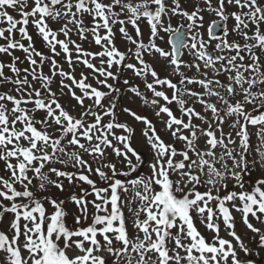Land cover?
Segmentation results:
<instances>
[{
    "label": "snow or ice",
    "instance_id": "obj_1",
    "mask_svg": "<svg viewBox=\"0 0 264 264\" xmlns=\"http://www.w3.org/2000/svg\"><path fill=\"white\" fill-rule=\"evenodd\" d=\"M205 12L218 18L207 28L208 39L201 31ZM141 21L149 26L147 42ZM53 23L61 26L54 29ZM29 24L49 54L37 50ZM116 24L134 46L126 52L114 43ZM0 25V54L11 61L0 60V85L12 86L0 91V162L8 173L0 176V223L13 214L7 231L0 230V264H228L229 258L241 264L231 241L219 236L218 221L222 218L237 241L229 204L252 232L260 229L249 215L264 223V178L250 179L257 163L264 170V0H194L191 11L181 0H0ZM161 33L170 37V50L157 44L164 40ZM84 42L100 51L85 50ZM62 54L69 70L58 62ZM157 54L167 61L169 76L162 78L145 59ZM97 59L99 67L93 63ZM131 59L136 63L127 62ZM25 62L26 67L18 66ZM80 63L100 87L84 73L76 78L74 65ZM125 69L152 96L139 85L128 91L153 109L173 141L166 143L147 116L123 109L145 126L141 134L152 150L146 175L138 171L146 159L132 144L134 129L118 120L114 101L104 103L120 91L108 80H118ZM64 95L76 101L79 114L61 104ZM85 100L91 103L86 106ZM249 126L257 128L258 161L249 159ZM117 129L122 134L116 135ZM109 148L128 171L118 172ZM132 173L136 178L127 179ZM64 179L89 186L68 198L79 212L75 228L66 222V201L37 197L32 190L51 185L64 191ZM45 200L55 209L50 216ZM193 214L213 232L211 240L198 231ZM259 240L264 244V234ZM240 247L247 251L243 243Z\"/></svg>",
    "mask_w": 264,
    "mask_h": 264
},
{
    "label": "rangeland",
    "instance_id": "obj_2",
    "mask_svg": "<svg viewBox=\"0 0 264 264\" xmlns=\"http://www.w3.org/2000/svg\"><path fill=\"white\" fill-rule=\"evenodd\" d=\"M133 2H137V0H133ZM181 4H182V6L186 10L191 11V10H193L194 0H181ZM11 14H13L14 16H17V13L14 12V11ZM203 15H204V18H205L204 19V27L207 26L209 24V22L211 23V21H213L215 18H217L214 14H209L207 12L203 13ZM17 18H19V17L17 16ZM85 24L91 25V18L90 17H86L85 18ZM172 24L176 26L178 24V20L176 18H173ZM56 25L58 26V28L61 26L60 24H56ZM52 26H55V24H52ZM139 26H140L141 31H142V34H143V39H144L145 42H147L148 39H149V26L147 25V23L145 21H141L140 24H139ZM230 26L232 27V21L231 20H230ZM126 27H127L128 32L131 35L135 36V31H134L133 27L130 24L127 25ZM204 27L202 28V30H203V33L205 34ZM119 28H120V25L119 24H116L115 27H114V32H115V40H114V43H115L116 47L120 51L126 52L129 47H134V46L130 45L127 41H125L122 38V35L119 33ZM161 35H164V34L161 33ZM72 39L76 40L77 43L80 42L76 35H73L72 36ZM169 39H170V37L168 35H164V40L163 41L157 40L156 42H157V44L160 47H163L165 49L170 50ZM229 39H232V37L229 36ZM90 40H91V37L89 36V41ZM82 47L85 50L92 51V52L100 51V48L98 46H96L94 43L84 42L82 44ZM16 56H19V55H16ZM73 58L75 59V56ZM21 59H23V58H21ZM145 59L149 63H151L152 67L155 68V70L158 72V74L162 78L163 77H166V76H169V73L171 72V69L167 66V61L164 60L163 58L159 57L158 54L155 57H153V56H147L146 55L145 56ZM185 59L186 60L188 59L187 54H186ZM0 60H3L6 63H8V62L10 63L11 62L10 61V58L7 57V56H5V55H3V54H0ZM61 60H62V63L65 62L64 61V57L60 58V61ZM127 62L136 63V61L134 59L128 60ZM93 63H95L96 66L99 67V59L93 61ZM18 66H20V67H26L27 66V63L25 62L24 64L18 65ZM112 70L114 72L117 71V69L115 67ZM5 71H7V69ZM194 71H195V69H193L191 72H188V75H192ZM81 73H84V75H86V76L89 77L88 82L91 83L93 86L100 87L99 85H97L96 80L92 78L91 70L87 69L82 63L74 65V72H73V74L76 76L77 79H80ZM121 76H122L121 77L122 78V80H121L122 82H121V87L120 88H122L121 93L124 94V98L123 99H124V102H125V108L131 109V111L136 112L138 115H145V116H147L153 122V124H155L156 129H157V132L161 135V137L165 140V142L166 143H173V141H172L171 137L168 135V133H166V132L163 131L164 125L154 115L153 109L151 107L147 106V105H144L143 102H142V100L139 97L135 96L133 93H131V92L128 91V88L131 85H139L141 92H144L149 98H151L152 94L150 92H147L145 90V88L143 86V83H142V80L140 78H137L136 76H134V74H133V72L131 70H127V69L123 70ZM174 79H179V78L178 77H175ZM118 80L109 79L108 80V83H111V84L115 85V83H118ZM124 80H128L129 81V85H125L123 83ZM149 80H151V77H149ZM66 82H68V81H66ZM101 90L108 91V89H106V88H102ZM76 91H77V94H80L78 89H76ZM65 92H66V89H65ZM115 95H116V93L110 94L109 97L107 98V100L105 101V104L107 105L109 102H112V100L110 99V97H112V96L115 97ZM66 96H67V99H69L72 107L74 108L73 111H77L79 113L81 111V109L76 104V101L74 99H72L71 97H69L68 95H66ZM90 103H91L90 101L85 100V105L86 106L88 104H90ZM173 107H175V106H173ZM196 108H197L198 111L201 110L199 105H196ZM107 119L108 118H105V120H107ZM164 119H167V117H164ZM120 120L122 122L127 123L128 125H130L134 129V135H133V139H132L133 146L135 148H137V150H139L140 153L143 156L145 154H149V156H150V158L146 160V163H145L144 168L143 169L140 168V172H139L141 175H146L149 172V169L147 167V162L148 161H151V159H152V150L149 147V145L146 143L144 137L141 134V130L145 126H144L143 123L136 121L132 116H130L125 111H123L121 113ZM194 122L197 123V124L200 123V121H198V120H196ZM224 130H225V132H228L229 131V128H228L227 124L224 126ZM115 132H116V135L122 134L121 133V130H119V129L115 130ZM256 132H257V128H254L253 126L249 128L250 142H251V145H252V155L250 156V159H257V161H258L259 158L256 156V153H255V148H256V146L258 144V139H257ZM114 143H115V141H114ZM202 143H203V141H201V144ZM176 147L177 148L180 147L179 142H176ZM107 152L109 154V157H110L111 161L112 162H115L117 164V170H118V172L128 171L127 165L126 164H121L119 162L118 158H116L112 154L111 148L107 149ZM84 158L86 160H89V162H91V157H89L87 155H84ZM177 159H180V157H177ZM133 162L135 163L134 158H133ZM55 167L62 168V166L59 165V164H57ZM95 167H96V165L93 163V168H95ZM256 169H257V171L259 173L258 175H262L264 177V170L261 169L259 163H257ZM1 170H4V166H2L1 163H0V176L3 173V171H1ZM64 170L73 171V169H71V168L64 169ZM105 171H107V169H105ZM91 178L93 180H95V181H98V182L103 183L102 181L99 180V178L95 174H93L91 176ZM51 179L55 180L56 177L53 175V176H51ZM36 183L37 182L34 181V184H36ZM63 184H64V194L63 195L73 194V193H79L81 187L84 188V187H87L88 186L87 184L79 185L78 182H77V184L70 185L66 179L63 180ZM34 189L37 192H39V193L42 194V192L41 191H38L37 188H34ZM49 191L51 193H53L54 195H57L60 192L59 189H57L56 187L51 186V185H49L47 187V190L46 191H43V192H49ZM129 195H131V192L129 193ZM5 202L8 203V201H5ZM45 207L46 208H50L49 204L45 205ZM132 207L135 208L136 205L133 204ZM88 210H89L88 223H90L91 222V219H92V214L94 212V209L92 208V205L88 206ZM125 212H127V209H125ZM70 218H72V217H69V219ZM12 219H13V214H11V216L8 217V218H4L3 219V222L0 223V230L7 231L8 224H9V222ZM250 221L253 223V225L255 227H257V228L260 229V232L259 233L252 232L251 230H249L245 226V224L242 223V220H240V222H238V226H237V227L240 226L239 227L240 237L243 238V241L248 245V248H250V250L253 251V253L258 252L257 249H262V250H259V252H260L259 254L263 255L264 254V245L261 246V244H260L258 246V244L260 242L259 236L261 234H264V223H260L258 221H256V223H254L253 219H251ZM21 223H23V221ZM128 227H129V229L131 231V227H132L131 224H129ZM222 236L223 237H226L225 239L230 240L234 244V249L235 250H238V251L243 250L240 247V244L238 243V241L235 240V238H232L230 236V232L226 229L225 226L223 227ZM206 238L208 240H210L207 236H206ZM228 264H232L231 258H229Z\"/></svg>",
    "mask_w": 264,
    "mask_h": 264
},
{
    "label": "trees",
    "instance_id": "obj_3",
    "mask_svg": "<svg viewBox=\"0 0 264 264\" xmlns=\"http://www.w3.org/2000/svg\"><path fill=\"white\" fill-rule=\"evenodd\" d=\"M53 24H55V26H52V24H51V27H53L54 29H58V26L56 25V23H53ZM0 26H3V25H0ZM28 30H29V33L30 34H32L33 35V41H34V45H35V47L37 48V50H39V51H41V52H44L45 54H49L48 53V49H47V47L45 46V43L42 41V39L39 37V36H37L36 35V30L34 29V27L31 25V24H29V26H28ZM61 39L63 38L62 36L60 37ZM0 43H3V41H0ZM25 43H27V41H25ZM59 50V49H58ZM15 55H19V57L20 58H24V53L22 52V51H16L15 53H14ZM63 57V54L60 56V57H58L57 59H58V62L60 63V64H62V66H63V68L65 69V70H69V65L67 64V63H62V60L60 61V58H62ZM9 63V62H8ZM27 63V62H26ZM44 71L47 73L48 71H49V69H48V66L46 65L45 66V68H44ZM7 72V71H6ZM121 75H122V73H121ZM120 75V77H119V80H118V83H115V85L114 86H116V87H118L119 89H120V91H118V92H114V93H116V95H115V97L114 96H112V97H110V99L112 100V102L114 101L115 103H116V113H117V117H118V120L120 121V122H122L121 120H120V116H121V113L123 112V109L125 108V102H124V94L123 93H121V90H122V88H120L121 87V80H122V76ZM59 77H56V82L53 84V89L55 90L56 88H57V86H58V84H59ZM12 86L10 85V84H5V85H0V91H8L10 88H11ZM66 92H67V89H66ZM58 95H59V92L57 93ZM111 94H113V93H111ZM70 97V96H69ZM106 101V100H105ZM60 102H61V104L62 105H64L69 111H71V112H73V114H79L77 111H73L74 110V108L72 107V105H71V103H70V101H69V99H67V96L66 95H64V96H61V98H60ZM105 103V102H104ZM39 115L40 114H38V117H39ZM105 122H107V120H105ZM125 123V122H124ZM250 127H252V126H249V128ZM254 128H256V127H254ZM137 149V148H136ZM139 151V150H138ZM140 152V151H139ZM144 157H145V159L147 160V159H149L150 158V156H149V154H145L144 155ZM249 159H250V157H249ZM1 163V165L2 166H4V163L3 162H0ZM57 165V164H56ZM56 165H54V166H56ZM144 166H145V164L144 165H142L140 168H144ZM140 168L138 169V171L140 172ZM1 171H3V173L1 174V176H5V178H7V176H8V173L5 171V169L4 170H1ZM259 173H258V171H257V169H256V167H255V169L251 172V176H250V179L251 180H253V181H255V180H257V179H260V178H264L262 175H258ZM31 175V174H30ZM117 178H123V177H117ZM132 178H136V174L135 173H132L131 174V176L130 177H128L127 179H132ZM35 181V180H34ZM97 182V184L98 185H100V184H102L101 182H98V181H96ZM34 183V182H33ZM89 186H87V187H84V188H88ZM246 187H247V185H246ZM232 188V182L230 181L229 182V189H231ZM35 193H36V195H37V197H50V198H52V199H56L58 202L59 201H61V200H63V201H66V203L64 204V208H65V210L68 212V216L66 217V222L68 223V224H70L73 228H75L76 227V224H75V220H74V217L76 216V215H79V212H78V210H77V207H76V205H75V203H73V202H67L68 201V198L72 195V194H67V195H63L64 194V191H60L57 195H54L53 193H51L50 191L49 192H42V194L41 193H39V192H37L34 188L32 189ZM202 191H203V189H201ZM237 191H239V189L237 188L236 189ZM223 191V190H222ZM80 193V192H79ZM79 193H76V194H79ZM87 199L88 200H91V199H93V197L92 196H89V197H87ZM3 203L5 204V205H8L9 204V202L7 203V202H5V201H3ZM47 204H49V206H50V208H46V215H51L54 211H55V209H54V207L48 202V200H45L44 201V206L45 205H47ZM237 204H239V201H237ZM91 204H89L88 206H90ZM228 207L230 208V211L232 212V216H233V218H234V230L237 232V234L240 236V230H239V228L237 227L238 226V222L241 220V217H242V214L240 213V212H238V211H236L235 209H232V207H231V205L229 204L228 205ZM126 214H127V212H126ZM194 215V224H195V226L197 227V229H198V231H200L201 232V234H203L205 237L207 236L210 240L213 238V232L212 231H209V230H207L206 229V227L203 225V224H201L200 223V220L198 219V218H196L195 217V214H193ZM11 216V213H8V214H6L5 216H4V218H8V217H10ZM237 216V217H236ZM69 217H72V218H70L69 219ZM3 218V219H4ZM69 219V220H68ZM251 219H253V221H254V223H256V221L257 220H255L253 217H251V215H249V221L251 220ZM251 222V221H250ZM259 222V221H258ZM91 223V222H90ZM218 223H219V236L221 237V238H226V237H223L222 236V231H223V227L225 226V224L223 223V220H222V218L218 221ZM81 226H86V224H84L83 223V221H82V224H81ZM129 228V227H128ZM229 232H230V230L228 229V228H226ZM129 231H130V229H129ZM231 235V234H230ZM232 243V242H231ZM238 243L239 244H241V243H243L244 245H245V247H247L246 249H247V251H245V249H243V250H241V251H238V250H235V252H236V254H237V258L241 261V264H264V254L263 255H261V254H259L260 252H259V250H262V249H257L258 250V252H256V253H253V251H251L250 250V248H248V245L243 241V238H241V240L240 241H238ZM261 244V246L262 245H264V244H262L261 242H259V244H258V246ZM232 245L234 246V244L232 243ZM257 246V247H258Z\"/></svg>",
    "mask_w": 264,
    "mask_h": 264
},
{
    "label": "flooded vegetation",
    "instance_id": "obj_4",
    "mask_svg": "<svg viewBox=\"0 0 264 264\" xmlns=\"http://www.w3.org/2000/svg\"><path fill=\"white\" fill-rule=\"evenodd\" d=\"M216 19H218V18H216ZM229 23H230V20L228 21V26H229ZM177 26V25H176ZM230 27V26H229ZM213 43H215V41H213Z\"/></svg>",
    "mask_w": 264,
    "mask_h": 264
}]
</instances>
